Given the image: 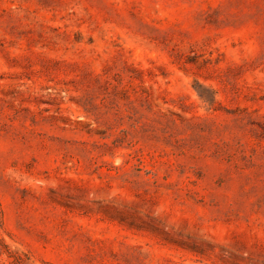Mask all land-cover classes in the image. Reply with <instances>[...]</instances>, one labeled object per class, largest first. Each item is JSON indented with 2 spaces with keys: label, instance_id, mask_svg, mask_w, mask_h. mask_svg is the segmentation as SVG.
Here are the masks:
<instances>
[{
  "label": "rangeland",
  "instance_id": "obj_1",
  "mask_svg": "<svg viewBox=\"0 0 264 264\" xmlns=\"http://www.w3.org/2000/svg\"><path fill=\"white\" fill-rule=\"evenodd\" d=\"M0 264H264V0H0Z\"/></svg>",
  "mask_w": 264,
  "mask_h": 264
}]
</instances>
